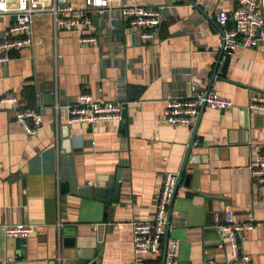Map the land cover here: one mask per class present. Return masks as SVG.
I'll return each mask as SVG.
<instances>
[{"label": "crops", "instance_id": "crops-1", "mask_svg": "<svg viewBox=\"0 0 264 264\" xmlns=\"http://www.w3.org/2000/svg\"><path fill=\"white\" fill-rule=\"evenodd\" d=\"M130 3L170 6L153 42L142 43L120 21L108 27L111 11ZM236 4L111 0L101 15L90 12L89 24L55 33L48 14L33 18L32 46L12 49L0 63V264H75L71 241L78 238L101 243L96 264H161V256L134 253L132 222L153 216L161 175L181 167H194L199 176H182L168 208L167 241L177 245L173 264L231 259L225 235L213 226V212L224 210L238 220L255 219L252 229L240 232V251L250 257L246 264H264V186L249 171L254 146L264 149V114L245 108L250 96L264 91V36L255 47H236L225 73L220 64L211 81L222 32L215 15ZM12 23V16H0V40ZM86 35L96 40L79 43ZM207 89L234 107L205 106L193 128L162 119L167 95ZM82 93L123 102L124 118L68 123L61 112L56 121L53 103L75 102ZM37 103L42 125L28 135L15 110ZM193 135L198 144L188 152ZM70 158L77 181L61 193ZM117 170L118 201L108 221L101 194ZM3 223L39 229L26 238L6 237Z\"/></svg>", "mask_w": 264, "mask_h": 264}, {"label": "built area", "instance_id": "built-area-1", "mask_svg": "<svg viewBox=\"0 0 264 264\" xmlns=\"http://www.w3.org/2000/svg\"><path fill=\"white\" fill-rule=\"evenodd\" d=\"M111 0H0V16L10 15L13 23L7 27L0 40V63L10 59V51L14 48L32 46L34 42L33 18L38 14H48L51 18L53 32L60 29H73L79 25L89 24L90 12L101 15L109 10ZM237 4L231 11L219 9L215 15L216 23L221 27V47L233 51L236 47H255L261 36H264V0H236ZM169 5L145 6L130 3L111 11L107 19L109 28L114 29L115 23L122 22L129 33L136 35L142 43L153 42L160 27L163 12ZM229 19L233 21L227 27ZM261 28L259 36L256 30ZM96 40L94 35L79 37V43H91ZM59 55H57L58 57ZM6 100L15 102L12 95ZM162 119L173 125H186L193 128L204 103L205 106L221 110L234 107L227 98L210 91H196L187 96L167 95L164 99ZM56 121L60 120L61 112L66 121L85 122L92 124L98 121L120 120L123 102L106 99H95L89 93H82L72 103H61L56 100L52 105ZM251 113L264 114V91L250 96L245 107ZM42 104L32 108L15 110V120L28 135H35L42 125ZM197 138L193 135L188 146H196ZM256 157L249 163V171L253 179L264 186V149L255 145ZM58 150V154H59ZM179 172H164L160 177V187L156 199L153 216L148 220L132 222L133 251L138 256L151 255L162 257L163 238L168 227V208L173 199L178 182ZM60 186V182H59ZM59 186L58 191H59ZM6 237L26 238L38 232L36 223H3L1 224ZM213 226L228 242L231 259L224 264H246L250 257L240 251V232L255 226V219L248 216L244 220L236 219L230 210L214 211ZM174 240L167 241L164 264H173L176 254ZM61 259V258H60ZM203 264H220L210 259Z\"/></svg>", "mask_w": 264, "mask_h": 264}, {"label": "water", "instance_id": "water-1", "mask_svg": "<svg viewBox=\"0 0 264 264\" xmlns=\"http://www.w3.org/2000/svg\"><path fill=\"white\" fill-rule=\"evenodd\" d=\"M261 28H258L256 30L257 35L259 36V32H260ZM231 50H224L222 47H220L219 52L217 53V59H216V66L212 72V76H211V81L216 77V73H217V68L218 66L221 64L220 66V73H225V70L228 68L229 63H230V59H231V55H232ZM210 92V89H207L205 91V95H207ZM205 107V104L203 103L200 111ZM124 118V115L122 114L121 116V120ZM191 145H189V149L188 152L191 149ZM71 151H75V149H65L66 153H70ZM187 152V156L189 155ZM194 161H192V158L189 159V164H193ZM186 170H191L187 173H185ZM184 175V179L187 180L189 178H192L194 176H199V170L194 168V167H181L179 174H178V182L175 188V191L177 189V186L180 183V180L182 178V176ZM115 180V181H114ZM119 180H120V175H119V170H117V173L115 174V176L109 181V188L105 189L102 191V199L105 200V205L109 208V212L106 215V217L104 218V220H108V221H112V213H113V207L111 206V204L113 202H117L118 201V194H119ZM76 177H75V173H74V168H73V160L70 158L69 159V176L67 179L62 178L60 180V190L61 193L64 191H68L70 188H75V184H76ZM224 209V208H221ZM215 228V227H214ZM65 228L62 229V232L65 231ZM216 229V228H215ZM60 234H61V229H60ZM71 245L73 250V255L70 257L75 258L76 262L75 264H96L97 263V254H98V250L101 247V243L100 242H86L83 239H77L75 241H71ZM166 245H167V231L166 234L164 236V244H163V253H162V262L161 264H164V258H165V251H166Z\"/></svg>", "mask_w": 264, "mask_h": 264}, {"label": "trees", "instance_id": "trees-1", "mask_svg": "<svg viewBox=\"0 0 264 264\" xmlns=\"http://www.w3.org/2000/svg\"><path fill=\"white\" fill-rule=\"evenodd\" d=\"M34 106H35V104L32 107H34ZM32 107H26V108H32Z\"/></svg>", "mask_w": 264, "mask_h": 264}]
</instances>
